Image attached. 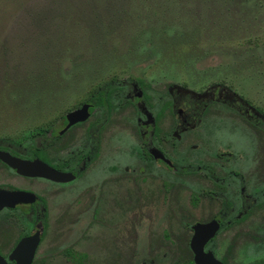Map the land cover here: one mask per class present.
Segmentation results:
<instances>
[{"label": "rangeland", "instance_id": "obj_1", "mask_svg": "<svg viewBox=\"0 0 264 264\" xmlns=\"http://www.w3.org/2000/svg\"><path fill=\"white\" fill-rule=\"evenodd\" d=\"M110 83L106 151L112 161L102 158L89 172L95 177L62 192L39 180L28 184L50 215L34 264L192 258L190 225L210 221L221 202L198 198L190 187L203 188L201 182L180 178L176 191L154 195L148 188L144 196L130 157L138 143L137 105L155 108L160 97L170 99L172 87L201 94L222 85L264 111V0H0V139L12 140L8 147L22 155L40 148L45 155L44 138L31 132L56 133L66 114ZM131 84L141 94L137 105L119 98L132 94ZM200 129L178 143L177 156L220 168L219 176L236 168L246 193L262 195L217 236L216 254L228 264H264V132L221 105L208 110ZM51 149L56 157L58 144ZM111 166L119 172L113 182L102 176ZM9 175L0 163V183ZM240 188L230 187L232 198ZM15 218L17 234L31 231L20 213Z\"/></svg>", "mask_w": 264, "mask_h": 264}, {"label": "flooded vegetation", "instance_id": "obj_2", "mask_svg": "<svg viewBox=\"0 0 264 264\" xmlns=\"http://www.w3.org/2000/svg\"><path fill=\"white\" fill-rule=\"evenodd\" d=\"M131 85L132 94L129 93L123 96L121 94L119 98H124L125 102L133 101L137 105L141 99V94L137 93L134 95V85ZM169 94L170 99L163 100L160 97L156 102L155 108L148 107L146 104L145 106L137 105L139 117L137 118L136 129L134 131L136 135L133 136L138 138V143L130 153V157L132 156L137 165L133 171L138 172L139 181L146 187L144 188V196L147 195L146 192L149 189H154V195L162 190L176 191L179 185V178L185 181H200L203 188H192L187 183L186 185L197 194L198 198H202L203 200H219L221 202V209L210 221L197 222L190 225L192 234L189 248L192 252V258L180 264H196L195 255L191 248V242L195 235L194 227L199 223L204 224L213 220L219 222L220 230L206 244L205 252H212L219 261L228 264L225 259H220L216 254V238L236 220L241 219L243 215H247L258 204V200L262 195L257 191L252 194L246 193V188L244 187L245 178L242 176L241 171L236 168L228 169L224 172V176H219L216 173V169L219 171L220 168L192 164L189 162L188 157L182 156L179 158L177 156L178 143L182 142L186 135L201 130L204 116L214 105H221L230 111H234L251 126L263 132L264 114L257 107L251 105L241 96L222 85H214L201 94L172 87L169 89ZM109 97L110 91L104 97L103 103H96L93 97L92 101L84 103L82 107L89 105V118L85 122L77 123L62 133L68 125L67 115L69 113L66 114L60 130L56 133L50 132L48 137L46 136L43 139V148L46 151L43 159L30 158L27 153L25 155L19 154L13 150L12 144L8 147L6 143L0 142V151L8 152L13 157L23 160L33 161L40 159L53 169L73 176V180L69 182H56L47 178L27 177L18 174L15 169H12L0 160L5 169L10 170V175L7 177L8 181L0 183V189L13 192L23 191L36 195L34 203H19L15 207H4L0 210V256L3 257L7 264H16L11 259V255L23 238L33 236L41 231L40 246L44 240L50 216L49 205L42 196L29 187V182L33 180L43 181L50 185L58 186L62 192L72 183L84 180L92 175V178L95 177L97 173H90L98 169L94 166L95 164H99L102 158L105 157L107 164L112 161V155H109L107 152L110 147L107 141L111 129V125L109 124L113 114V110L108 102ZM117 97H113V99ZM255 109L259 110L261 114ZM168 113L172 114L173 118L169 119L167 117ZM94 116L98 117L92 120ZM57 144L58 155L53 157L50 151L52 150V145L55 146ZM72 144H74V148ZM192 148L198 149V146H192ZM104 149L105 151H103ZM218 156L221 155L218 154ZM117 170L112 166L104 168L102 176L105 175V177L103 176L104 178L113 182L115 179L114 175L119 173L116 172ZM128 172L129 168H126L125 174H128ZM126 181H128V178H126ZM126 181L122 185H127ZM109 184L113 185L114 183ZM231 186L241 187L240 194L236 199L230 195L229 189ZM127 197L128 194L126 192L124 198L127 199ZM97 201L95 197L93 203L96 204ZM18 213L21 214L22 219L29 222L31 231L22 230L20 234H17L15 215ZM38 226L41 229H38ZM70 253L73 254L72 251ZM154 253H158V251L155 250Z\"/></svg>", "mask_w": 264, "mask_h": 264}, {"label": "water", "instance_id": "obj_3", "mask_svg": "<svg viewBox=\"0 0 264 264\" xmlns=\"http://www.w3.org/2000/svg\"><path fill=\"white\" fill-rule=\"evenodd\" d=\"M89 118V105L73 111L67 115L68 125L62 133L80 122ZM0 160L15 169L18 174L27 177L47 178L56 182H69L73 176L61 173L40 159L33 161L13 157L10 153L0 151ZM36 195L23 191H6L0 189V210L4 207H15L19 203H34ZM195 235L191 242V248L195 255L196 264H224L219 261L212 252H205L206 244L213 239L220 230V224L216 220L208 223H199L194 227ZM41 243V231L33 236L23 238L13 251L11 259L16 264H33L37 250ZM0 264L7 262L0 256Z\"/></svg>", "mask_w": 264, "mask_h": 264}, {"label": "trees", "instance_id": "obj_4", "mask_svg": "<svg viewBox=\"0 0 264 264\" xmlns=\"http://www.w3.org/2000/svg\"><path fill=\"white\" fill-rule=\"evenodd\" d=\"M113 86H112V84L110 83V84H107V85H104L103 87H100V89L97 91V93L93 96V99L95 100V102L96 103H103L104 102V97L106 96V94L107 93H109V91L111 92L112 90H110V88H112ZM259 109V108H258ZM258 113H260L259 112V110H261V109H259V110H257V109H255ZM262 112H263V114H264V111L263 110H261ZM261 114V113H260ZM46 131H47V129H43V128H41V129H38L37 131H32L31 132V134H32V136H37V139H39V138H41V139H43V138H45V133H46ZM32 140H35V138L34 137H32ZM0 142H2V143H13V141L12 140H9V139H0ZM41 149L40 148H38V149H29V151H28V157H30V158H44V155L42 154V152L40 151Z\"/></svg>", "mask_w": 264, "mask_h": 264}]
</instances>
